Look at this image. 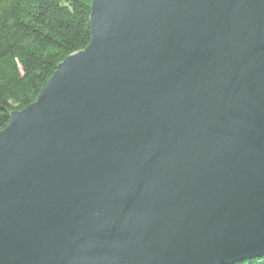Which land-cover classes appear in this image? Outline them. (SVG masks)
<instances>
[{"label":"water","instance_id":"water-1","mask_svg":"<svg viewBox=\"0 0 264 264\" xmlns=\"http://www.w3.org/2000/svg\"><path fill=\"white\" fill-rule=\"evenodd\" d=\"M90 7L0 131V264L264 255V0Z\"/></svg>","mask_w":264,"mask_h":264},{"label":"trees","instance_id":"trees-1","mask_svg":"<svg viewBox=\"0 0 264 264\" xmlns=\"http://www.w3.org/2000/svg\"><path fill=\"white\" fill-rule=\"evenodd\" d=\"M91 0H0V131L91 38ZM234 264H264V255Z\"/></svg>","mask_w":264,"mask_h":264}]
</instances>
